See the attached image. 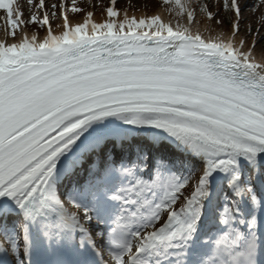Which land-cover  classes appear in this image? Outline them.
Here are the masks:
<instances>
[{
  "label": "snow or ice",
  "instance_id": "1",
  "mask_svg": "<svg viewBox=\"0 0 264 264\" xmlns=\"http://www.w3.org/2000/svg\"><path fill=\"white\" fill-rule=\"evenodd\" d=\"M26 4L0 0V264H264V0Z\"/></svg>",
  "mask_w": 264,
  "mask_h": 264
},
{
  "label": "rangeland",
  "instance_id": "2",
  "mask_svg": "<svg viewBox=\"0 0 264 264\" xmlns=\"http://www.w3.org/2000/svg\"><path fill=\"white\" fill-rule=\"evenodd\" d=\"M252 1H255V0H252ZM46 2H47V0H46ZM104 2H106V0H104ZM130 2L136 4L137 6L144 5V4L151 5L152 7L148 8V14H152L153 8L155 6V0H130ZM19 3L25 9V17L24 18L27 20L29 18V16L31 15V13L27 8L26 0H19ZM124 6L125 5L123 3L120 5L121 8H123ZM0 13H2V16L5 18L6 14L3 13V10H0ZM142 13H143V9H140L139 11L136 12L137 15H141ZM97 16L100 17L99 13L97 14ZM259 18H260V12L258 11L257 16L255 17V20L250 19V23L253 24V26H257L260 22ZM57 23H59V22L58 21L54 22L53 27H56ZM3 24L5 25V28H6L5 20H4ZM23 28L27 29L31 32L36 31V26H34V25H25V26H23Z\"/></svg>",
  "mask_w": 264,
  "mask_h": 264
},
{
  "label": "bare ground",
  "instance_id": "3",
  "mask_svg": "<svg viewBox=\"0 0 264 264\" xmlns=\"http://www.w3.org/2000/svg\"><path fill=\"white\" fill-rule=\"evenodd\" d=\"M250 2L254 3L255 1L250 0ZM257 12L258 11L249 10V12L246 13V16L249 17V18L256 17L257 16ZM137 16H140V15H137ZM165 18H167V17L165 16ZM97 19H100V17L97 16ZM4 20H5V18L2 16V13H0V37H2L4 35V31H5V25L3 24ZM27 32L29 33V35L32 34V32L29 31V30ZM38 34H40V33H38Z\"/></svg>",
  "mask_w": 264,
  "mask_h": 264
}]
</instances>
